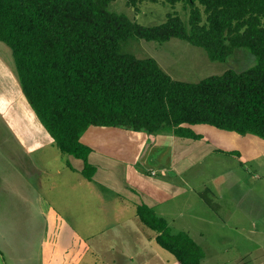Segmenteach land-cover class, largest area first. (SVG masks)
I'll use <instances>...</instances> for the list:
<instances>
[{
    "label": "trees",
    "instance_id": "trees-1",
    "mask_svg": "<svg viewBox=\"0 0 264 264\" xmlns=\"http://www.w3.org/2000/svg\"><path fill=\"white\" fill-rule=\"evenodd\" d=\"M114 1L0 0V41L13 51L22 93L56 147L84 162L87 180L96 168L81 138L91 127L200 140L192 127L208 125L264 140V0H163L191 7L189 27L175 14L160 26L138 25L111 11ZM132 38L187 41L214 62L246 49L257 64L177 81L154 59L121 53ZM137 215L178 264H201L204 251L188 233L173 234L147 206Z\"/></svg>",
    "mask_w": 264,
    "mask_h": 264
},
{
    "label": "rangeland",
    "instance_id": "rangeland-1",
    "mask_svg": "<svg viewBox=\"0 0 264 264\" xmlns=\"http://www.w3.org/2000/svg\"><path fill=\"white\" fill-rule=\"evenodd\" d=\"M110 10L144 27L160 26L175 14L189 27L191 7L163 0L135 5L116 0ZM121 53L152 58L172 79L188 83L229 70L241 73L257 64L246 49L236 50L225 62H214L202 48L180 39L160 43L132 38L122 43ZM5 82L0 81V92L8 101ZM15 111L4 114L0 107V264H178L172 254L151 243L150 233L144 236V230L153 231L137 219L129 202L140 200L129 197L118 182L112 186L87 182L86 189L78 187L73 194L72 181L65 183L64 178L69 174L71 180L79 179L67 168V154L54 145L27 154L25 142L36 141L33 134L45 129L22 102ZM12 129L24 137L23 144ZM217 130L200 134L214 150L202 157L196 153L176 169L173 180L186 189L181 193L183 209L164 217L173 234L186 232L203 249L201 264H260L264 156L246 162L247 146L228 135L235 132ZM157 213L163 214L160 208Z\"/></svg>",
    "mask_w": 264,
    "mask_h": 264
},
{
    "label": "crops",
    "instance_id": "crops-1",
    "mask_svg": "<svg viewBox=\"0 0 264 264\" xmlns=\"http://www.w3.org/2000/svg\"><path fill=\"white\" fill-rule=\"evenodd\" d=\"M0 78H2L0 80L1 82L6 81L4 87L8 91V101L4 99L3 92H0V107L2 112L4 111V114H6L5 111L10 114H16L15 108L20 102L32 110L22 93L13 51L1 41ZM192 129L199 135L218 131L217 128L208 125H197L193 126ZM45 131L41 130V132L33 134L32 137L36 141L31 142L30 140L25 142L24 137L22 135L19 136L12 129L14 136L21 143L22 141L25 142L26 151H29L27 154L44 149L47 145L56 146L50 135ZM228 135H233L230 140L247 146L249 152H243V157L246 162L264 156L263 139L253 135L242 136L236 133H229ZM111 136L112 139L109 142ZM81 142L92 149V153L89 155V163L96 168V173L92 181L87 180L82 174L85 167L84 162L68 155L69 164L67 168L72 174L77 175L75 179H79L75 182L71 180L69 174H66L64 178L65 183L72 181V187L69 186V190L72 188L74 190L73 194H75L78 187L82 188L84 186L86 189L85 185L87 184L85 183L87 182L102 186H112L119 183L120 188L124 189L128 195L131 194L140 200H132L133 202L129 200L130 204L132 203L135 208L137 219H139L137 215V208L139 206H147L158 217L164 219V216H166L164 214H173V212L181 213V209H183V206L180 205L183 202L181 193H184L186 189L184 191V188L182 189L178 183H175L172 176L177 173L176 169L182 163L186 160L194 159L196 157L194 154L199 153L200 155L197 157H202L203 154L210 153L214 150L212 145H209L210 142L206 141V139L193 140L180 138L171 134L149 136L141 132L109 127H91L83 135ZM162 172L166 174V177H158ZM58 175H62L61 171H58ZM82 178L86 182H82ZM111 178L116 180L113 181ZM65 192L67 193V191ZM118 194L120 195V193ZM122 201L127 202V200ZM159 208L163 212L161 215L157 213ZM147 231H143V233L145 232L144 236L148 237L146 233H150L151 243L156 242L157 233L153 230H151L153 233ZM48 246L50 245H44V247ZM262 253L263 260L260 264H264V249H262ZM130 260L134 262L135 258L130 257ZM245 264L251 263L246 261Z\"/></svg>",
    "mask_w": 264,
    "mask_h": 264
}]
</instances>
